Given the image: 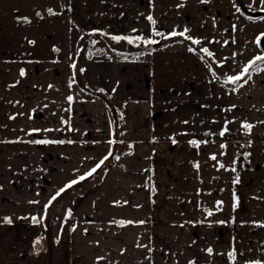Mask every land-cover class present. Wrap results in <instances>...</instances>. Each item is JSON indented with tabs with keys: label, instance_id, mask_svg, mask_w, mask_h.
<instances>
[{
	"label": "crops",
	"instance_id": "1",
	"mask_svg": "<svg viewBox=\"0 0 264 264\" xmlns=\"http://www.w3.org/2000/svg\"><path fill=\"white\" fill-rule=\"evenodd\" d=\"M247 19L236 0H0V264H231L235 223L264 222V62L224 82L261 55L255 36L235 56ZM82 32L108 37L87 54ZM113 36L158 43L120 59Z\"/></svg>",
	"mask_w": 264,
	"mask_h": 264
},
{
	"label": "rangeland",
	"instance_id": "2",
	"mask_svg": "<svg viewBox=\"0 0 264 264\" xmlns=\"http://www.w3.org/2000/svg\"><path fill=\"white\" fill-rule=\"evenodd\" d=\"M242 1V0H241ZM249 9L252 12H255V10H251L252 6H258L260 3V0H249ZM264 3V0H263ZM257 22H252L251 20L255 19H250L248 18L247 20H250L251 23H243L238 21V23H235L234 26V48H235V56L236 58L241 57V58H249L252 54L256 52V47H255V42H254V37L257 36V38H260V42H257V54L261 53V55H264V50L261 46L262 40L264 39V16H260L256 18ZM91 39L93 37H90ZM89 38V39H90ZM90 41V40H89ZM89 41L88 44H89ZM102 37L99 36H94L93 40L90 42L91 47H87V49H91V52H87V54H93L97 53L100 50V45L102 43ZM93 42H98V45L96 46L95 43ZM136 42V41H135ZM112 46H116L118 49L125 50L127 49V41L126 40H120L116 41L111 39L110 42H108ZM108 43L106 44V47L108 48ZM110 49V48H109ZM136 49V48H135ZM89 74L92 71L91 68L88 69ZM76 73V72H75ZM73 84L77 86V78H73ZM236 128V129H233ZM236 136L243 139L245 138V133L246 129L240 126L235 127V125L232 126V128ZM245 132V133H244ZM235 136V137H236ZM234 137V136H233ZM237 150V149H236ZM247 149L243 147L242 150V155L246 153ZM244 158V159H243ZM241 160L248 161V156L246 155L241 156ZM207 170V174H208ZM208 187V185L206 186ZM216 188H214L213 193L216 194ZM210 198V197H207ZM233 200V207H237V199H236V192L235 190L232 192V198ZM212 201L215 200V198H211ZM232 202V201H231ZM208 204V202H206ZM212 204V202H211ZM235 205V207H234ZM260 211L261 209H264V206L259 208ZM235 229V239L233 243V249L232 252L235 253V259L231 258V264H248L250 261H261L264 262V222H255V223H235L234 226ZM233 229V230H234ZM59 241V240H58ZM46 247L47 243L45 242ZM51 246V247H50ZM49 249L56 250L59 245H57V239L53 240V243H50ZM36 247V246H35ZM54 247V248H53Z\"/></svg>",
	"mask_w": 264,
	"mask_h": 264
},
{
	"label": "snow or ice",
	"instance_id": "3",
	"mask_svg": "<svg viewBox=\"0 0 264 264\" xmlns=\"http://www.w3.org/2000/svg\"><path fill=\"white\" fill-rule=\"evenodd\" d=\"M49 12H51V9H49ZM147 18H148L149 21H152L153 23H155V21L153 20V18H152L151 16H148ZM133 31H136V30H133ZM187 31H188V29H185L184 32H179V33H177L176 31H173L172 33H170V34H168V35H169V36H172V37L177 36V35L184 37V36H185V33H186ZM155 35L164 36V34H163V33H160V32H155ZM165 38H167V37H165ZM185 38L191 40L193 44H199V43H200V40H199V39H193L191 36H187V37H185ZM112 39H113V40H116V41L126 40L129 44L134 43L135 41H140V42H142V43L145 44V45L158 43V41H156V40H153V39H150V38H144V37H142V36H136L135 38H133V37H131V36H113ZM257 42H258V43L260 42V38H259V37L257 38ZM93 43H95V42H93ZM189 51H194V49L189 48ZM201 51L204 52V53H206L209 57L213 56V53L210 52L209 49L206 48V47H205V48H202ZM202 58H203V57H202ZM257 61H262V62H264V55H257V56L254 58L253 61H250V62H249V65L246 66V67L242 70V72H241L240 74L235 75V76H227V78L225 79L224 82H225V83L231 82V83H233V84H236L238 81H240V80L242 79V77H244L247 73H249L250 70H251L253 67L259 69V65L256 63ZM73 67H74V65H73ZM81 71H83V70H81ZM21 75H24L23 70H21ZM213 75H215V73H213ZM245 82H246V81H245ZM101 91H103V89H101ZM67 99H68L69 101H72L73 97H72V96H69ZM243 127H244L246 130L250 131L251 128L253 127V125L245 123V124L243 125ZM32 131H40V130H38V129H33ZM226 131H227V128L225 127V129L222 130V131L219 133V135H220V136H223V135L225 134ZM33 142H34V143H48L49 141H39V140H38V141H33ZM60 143H63V141H60ZM190 143L193 144V145H198L199 142L193 140V141H190ZM221 147H222V148H223V147H226V145H221ZM109 155H111V153H109ZM211 158H212V159H216V157H215L214 155H213ZM106 159H108V156H105L104 159H102L99 163H97L96 166H95V167H94L89 173H87L86 175H87V176H91V175H92V174H93L98 168L101 167V165L104 163V160H106ZM117 159H118V157H117ZM197 167H198V165H197ZM221 167H223V165H221ZM233 170H234V169H233ZM83 179H85V177H84V176H81V177H80V180H83ZM236 182H238V179H237ZM75 183H77L76 180H73V181L71 182V184H75ZM71 184L67 185L66 187H71ZM63 191H64V189H61V190H60V192H63ZM60 192H58L56 195L58 196V195L60 194ZM55 199H56L55 196L52 197V200H55ZM31 203H36V202L33 201V202H31ZM217 203H218V204H222V202H217ZM49 204H51V200L49 201ZM48 207H49V205H47V204L44 205L45 213L47 212ZM234 207H235V205H234ZM69 215H71L70 212H69ZM208 215L211 216V215H212V212L209 211V212H208ZM5 220H6V222L11 223V219H10V218H5ZM31 220H32V222H33L34 224H38V223H40V219H39L38 217H36V216L31 217ZM121 223L123 224V223H133V222H132V221H127V222L121 221ZM140 223H143V221H140ZM221 223H222V222H221ZM38 242H39V241H37V243H38ZM207 251H208L209 253H212L213 250H212L211 248H209ZM228 255H229L230 258L235 259V253H234V252H230V253H228ZM248 264H264V262H261V261L257 260V261H250V262H248Z\"/></svg>",
	"mask_w": 264,
	"mask_h": 264
},
{
	"label": "trees",
	"instance_id": "4",
	"mask_svg": "<svg viewBox=\"0 0 264 264\" xmlns=\"http://www.w3.org/2000/svg\"><path fill=\"white\" fill-rule=\"evenodd\" d=\"M239 4L242 5V1L241 0H236ZM242 10L244 11L245 15L250 18V19H256L257 17H252V16H249L248 14V11L246 10V8L244 6H242ZM82 38L84 40V43L83 45L81 46V52L87 48V45H86V42L89 40V38L94 35L92 33H84L82 32ZM102 37H108L106 35H103V34H98ZM188 46L192 49H194L195 52H197L201 57H203V59H205L209 64H212V61L211 59L209 58V56L202 52L200 49L196 48L195 45L190 41V40H186ZM149 48L148 47H144V48H140L138 50H133L131 49V46L130 45H127V49L125 50H121V49H118L117 47L115 46H111V51L113 52V54H115L118 58L120 59H133L135 58L136 56H139L141 55L142 53L146 52ZM250 73V72H249ZM249 73H247L244 77H242V79L240 81H238L236 84H239L240 82H242L244 79H246V77H248ZM97 96L101 97V98H104V95L103 94H97ZM229 121L231 122L232 119L230 118ZM114 153H112L113 155ZM110 161V158L108 159V161L105 160V166H106V162H107V165ZM104 166V165H103ZM101 168V167H100ZM100 168H98L91 176H87L85 179L83 180H80L78 182V184L80 185H83V183H87L89 181H91L95 175L97 174V172L100 170ZM77 184V183H76ZM73 185H71V187H67L63 193H62V196L64 197H68L69 193H70V189L72 188Z\"/></svg>",
	"mask_w": 264,
	"mask_h": 264
},
{
	"label": "water",
	"instance_id": "5",
	"mask_svg": "<svg viewBox=\"0 0 264 264\" xmlns=\"http://www.w3.org/2000/svg\"><path fill=\"white\" fill-rule=\"evenodd\" d=\"M241 6H243V5H241ZM248 14H249V16H252V17H259V16H264V11H255V12L248 11ZM261 46L264 50V39L262 40ZM256 63L259 64L260 61H257Z\"/></svg>",
	"mask_w": 264,
	"mask_h": 264
},
{
	"label": "built area",
	"instance_id": "6",
	"mask_svg": "<svg viewBox=\"0 0 264 264\" xmlns=\"http://www.w3.org/2000/svg\"><path fill=\"white\" fill-rule=\"evenodd\" d=\"M40 242L42 243V240H40ZM36 247H39L38 245Z\"/></svg>",
	"mask_w": 264,
	"mask_h": 264
}]
</instances>
